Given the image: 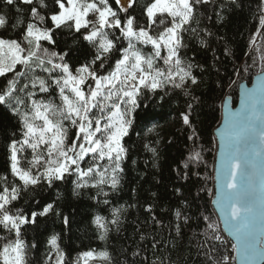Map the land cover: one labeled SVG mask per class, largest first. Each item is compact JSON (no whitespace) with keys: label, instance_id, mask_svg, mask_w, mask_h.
<instances>
[{"label":"snow or ice","instance_id":"1","mask_svg":"<svg viewBox=\"0 0 264 264\" xmlns=\"http://www.w3.org/2000/svg\"><path fill=\"white\" fill-rule=\"evenodd\" d=\"M251 2L259 13L248 41L251 51L232 75L259 68V84L245 91L239 110L230 107V96L223 101L225 120L218 129L214 203L224 229L210 214L193 213L188 196L175 189L181 205L174 210L176 234L191 227L194 217L197 227L203 224L207 264H254L264 256V238L257 240L258 222L264 230V192L258 199L257 184L264 189V175L257 176L261 152L256 148L258 143L264 147V0ZM245 8L251 11L246 0H0V125L7 121L11 129L0 173V264H122L120 257L123 264H145L143 243L131 253L136 259L108 247L75 256L66 251L62 233L73 218L61 209V189L69 200L87 197L108 213L91 218L97 238L107 242L134 207L116 203L128 162L136 163L133 155L147 152L152 167H159V125L152 106L180 96L186 98L180 121L191 143L177 164L176 178H199L207 162L196 123L202 101L194 89L221 56L235 59L226 45L217 54L218 33L212 29ZM197 52L212 53L213 64L196 63ZM214 70L219 74L220 68ZM235 84V79L228 85L223 78L217 81L221 89ZM133 136L138 137L135 144ZM45 188L54 199L41 203L33 198L35 208L21 206L29 204L28 194ZM153 208L144 211L161 224ZM48 217L60 220L62 230L42 242L41 259V243L28 239V233ZM136 231L145 242L140 227ZM225 231L235 243L224 238ZM147 242L152 248L160 244L155 237ZM228 246L235 250L234 259L226 254Z\"/></svg>","mask_w":264,"mask_h":264},{"label":"trees","instance_id":"2","mask_svg":"<svg viewBox=\"0 0 264 264\" xmlns=\"http://www.w3.org/2000/svg\"><path fill=\"white\" fill-rule=\"evenodd\" d=\"M246 3H251V11L245 8L242 14L238 12L225 24L217 25L216 28L212 29L218 33V43L213 45L217 49V54L226 45L235 54V59L221 56L220 63L215 64L213 69L201 75V83L194 89V94L202 101L196 110L198 113L196 123L201 134V143L205 149L204 159L207 162L206 166L199 169L200 177H193L190 182L176 178L177 164L186 157L188 146L191 143L186 140V129L180 121V112L185 110L186 98L180 96L171 103L153 104L152 111L158 117L155 123L159 125L158 132L160 135L159 167H152V158L147 152L133 155L132 159L136 163L128 162L125 179L122 182V190L118 194L119 199L116 203L125 207L134 205V207L128 209L126 219L120 230L110 233L107 242L97 238L95 227L91 224V218L97 212H100L101 215H108V213L100 211L95 206L96 202L87 197L82 200L73 197L69 200L68 193L62 187L61 191H64L65 199L61 201V209L65 214H71L73 218L71 228L63 229V246L72 256L89 248L100 250L108 247L117 254L127 251L130 258L136 259L131 257V253L136 250L139 244L143 243L142 257L148 258L145 264H148V261H155L156 264H207L203 246H206L208 241L203 224L197 227L194 217L193 222H190L191 227H184L181 236L176 234L175 224L178 221L174 215V210L181 205L179 194L175 192V189L180 188L181 194L188 196L193 213L197 215L200 213L210 214L220 226L213 207L214 167L218 150L214 131L222 119V104L225 97L230 95L233 104L236 105L239 85L242 82L251 84L254 76L259 73V68H256L254 71H249L239 77L232 75L234 68L245 63L248 59L246 53L251 51L248 48V41L256 27L259 14L254 2L246 0ZM220 37H223V41H220ZM191 55L190 52L189 56ZM257 55L259 54L257 53ZM195 61L208 67L213 64L212 53L197 52ZM214 68H220L219 74L215 72ZM220 78H223L224 85H228L233 79L236 80V84L221 89L217 86V81ZM10 131L7 121L0 125V173L5 170V135ZM137 141L138 137L133 136L132 143L135 144ZM133 152H135V148H133ZM181 153H184L185 156L182 157ZM153 192L156 193L155 197L152 196ZM193 197H195L194 203H192ZM26 198L29 204H21V206L27 209L28 207H36L35 204L31 203L33 198L43 203L44 198L51 200L55 197L45 188L42 191L28 194ZM65 204H70V208L65 207ZM148 205H154L153 214L158 217L162 222L161 224L153 223L151 215L144 211ZM146 220L148 223L143 224L142 222ZM137 227H140L144 233L145 242L139 241ZM61 230V221L51 217L41 218L38 230H29L28 239L35 238L41 243L39 258H43L45 251L42 242L54 232H61ZM153 237L160 241V244L155 248H152L147 242ZM33 258H37L36 253L33 254ZM120 259L123 264V257Z\"/></svg>","mask_w":264,"mask_h":264},{"label":"water","instance_id":"3","mask_svg":"<svg viewBox=\"0 0 264 264\" xmlns=\"http://www.w3.org/2000/svg\"><path fill=\"white\" fill-rule=\"evenodd\" d=\"M258 84H259V78H258V74H257V75L254 76L253 81H252L251 84H247L246 82H242L239 85V87H238L239 95H238V100H237L236 105L233 104V99H232V97L230 95H227L225 97V99H227V97L230 96L231 97V100L229 101L230 107L233 110H239L241 108L242 102H243V100L245 98V96H244L245 91L249 90V89H252L253 87H257ZM224 120H225V108H224V105L222 104V119H221V122L219 123V125L216 127V129L214 131L216 139H217L218 150H217V156H216L215 167H214V199H213V207H214V210H215V212H216V214L218 216V220L220 222V225H221L222 229H224V227H225L224 222H223V214L220 212L219 208L215 205L214 200L216 198L215 197V193L217 192L218 187H219L218 180L216 179L217 173L219 171V150H220L219 149L220 135H219L218 129L222 127ZM261 127H264V124H262ZM256 148H257L258 151L261 152V155L259 157H257V161H258L257 176L259 178L261 175H264V147H261L259 145V143H258L256 145ZM262 192H264V189H262L260 187V185L257 184L258 199H259V197H260ZM257 232H258L257 240H259L261 238H264V230L261 229V225H260L259 222H258V226H257ZM224 233L230 238V240L233 243H235V239H234V237L231 236L230 233H228L227 231H225ZM254 264H264V256H257L256 260L254 261Z\"/></svg>","mask_w":264,"mask_h":264},{"label":"built area","instance_id":"4","mask_svg":"<svg viewBox=\"0 0 264 264\" xmlns=\"http://www.w3.org/2000/svg\"><path fill=\"white\" fill-rule=\"evenodd\" d=\"M223 236H224L225 239L231 241L230 238H229L224 232H223ZM231 242H232V241H231ZM232 243H233V242H232ZM226 254H230V255L233 257V259H234L235 256H236L235 250L232 249L230 246H228V248H227V253H226Z\"/></svg>","mask_w":264,"mask_h":264}]
</instances>
